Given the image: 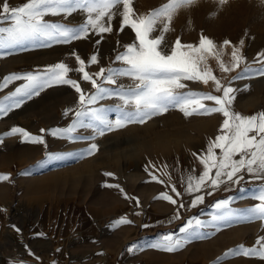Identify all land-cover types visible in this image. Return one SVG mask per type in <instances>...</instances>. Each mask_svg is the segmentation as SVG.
<instances>
[{
  "label": "rangeland",
  "instance_id": "374dc122",
  "mask_svg": "<svg viewBox=\"0 0 264 264\" xmlns=\"http://www.w3.org/2000/svg\"><path fill=\"white\" fill-rule=\"evenodd\" d=\"M25 2L27 0H9L12 6ZM167 2L133 0V16L148 15ZM83 18L79 13L68 18L62 15L45 17L49 22L72 25L81 23ZM120 23L119 17L114 18L113 32L102 34L99 44L96 41L101 40V36L90 34L88 39L73 41L69 45L24 46L8 50V55L0 56V82L8 75L34 72L57 62L67 63L75 69L78 64L73 51L85 59L90 74L98 72L100 67L120 66L114 63L115 55L123 50V45L134 42L130 28L119 31ZM161 28L162 25L158 24L153 35H160ZM201 34L214 41L226 67L231 68L233 47L239 48L245 58L239 68L229 72L220 69L214 56L206 60L221 83L235 89L230 94L234 97L232 110L243 115L264 111V76L249 74L233 80L243 68L261 66L257 54L264 53V0H224L223 3L221 0H192L173 14L169 31L163 33V47L169 50L178 38L182 44L198 45ZM225 40L231 44L224 46ZM240 41L244 42L243 45ZM94 53H98L99 63L87 65ZM69 77L77 80L86 93L94 91L89 82L82 80L81 74L72 71ZM23 83L22 80L14 81L0 90V99ZM121 83L127 86L131 81L122 78L118 81ZM185 83L188 88L182 91L222 95V91H215L212 81L208 84L199 81ZM117 102L110 98L100 101L97 106ZM77 103L78 94L74 89L53 86L27 100L20 108L0 116V136L12 127H22L34 135H43L46 141L45 145L21 142L22 138L17 134L5 136L0 143V175L10 176L9 180L0 181V209L5 210L0 211V264H17L19 261L26 264H53L54 261L56 264H71V260L74 264L81 261L124 264L128 258L136 263L146 262L150 259L148 251L138 249L141 253L133 257L134 251L129 252L127 248L142 241H157L167 233L182 235L179 228L192 217L209 221L216 211L214 204L221 199L236 197L230 205L233 209H246L258 202L253 197L259 188L264 187V179L246 172L242 173L244 180L239 184H222L215 190L205 187L192 195L184 192L188 175H199L202 171L197 156L203 154L209 141L219 134L223 121L221 114L185 117L179 110L170 109L143 124H129L88 141L73 142L54 138L47 131L41 133V129L66 127L74 112L65 117L64 111L75 109ZM205 103L215 106L210 101ZM76 135L90 136L93 133L78 130ZM91 143H96L98 150L92 155H84L83 150ZM216 151L219 154V150ZM50 155L62 158L48 159ZM153 176L157 179L153 180ZM108 185H119V188ZM173 185L181 193L180 197L172 192ZM209 191L213 194L208 195ZM163 193L171 195L177 204L160 198ZM195 195H204L205 199L196 207H190ZM180 203L185 205L179 208L180 218L172 219ZM92 210L105 212L97 220L102 221V228L99 227L94 236L84 238L81 223L91 217ZM121 218L130 223L117 226L115 222ZM55 220H59L58 224L64 228L59 227L53 234L48 231V226ZM150 223L163 226L146 229L144 225ZM262 236L264 220L249 221L237 216L205 224L190 241L171 252L172 263L214 264L229 249L240 245L258 247L256 241ZM26 246L34 256L27 254ZM222 264H264V259L241 254L227 257Z\"/></svg>",
  "mask_w": 264,
  "mask_h": 264
},
{
  "label": "snow or ice",
  "instance_id": "6c2138e0",
  "mask_svg": "<svg viewBox=\"0 0 264 264\" xmlns=\"http://www.w3.org/2000/svg\"><path fill=\"white\" fill-rule=\"evenodd\" d=\"M191 2L192 0H168L148 15L134 18L133 0H27L20 6H12L9 0H0V56L8 55V50L17 47L69 45L73 41L88 39L90 34L101 36V40L96 41L99 44L103 39L102 34L113 32L112 22L116 17L121 20L120 32L128 27L134 33V42L123 45V50L114 57V63L120 66L100 67L98 72L90 74L86 70L85 59L73 51L72 55L78 64L75 69L70 68L67 63L57 62L34 72L4 77L0 82V90L7 88L14 81L22 80L24 83L0 99V116L20 108L27 100L39 96L45 89L62 85L69 86L78 94L76 108L64 111L65 117L69 116L70 112H74V116L66 127L40 131L41 133L47 131L54 138L73 142L95 140L97 135L103 136L106 132L129 124H143L155 116L167 113L170 109L179 110L185 117L219 113L223 117L219 134L209 141L206 151L197 156L202 171L199 175H188L184 192L192 195L201 192L205 187L215 190L222 184H239L244 180L242 175L244 172L257 179H264V111L252 115L233 111L231 105L234 97L230 94L234 93L235 89L223 85L206 64L207 58L214 56L223 72L233 71L239 68L245 59L240 54V49L233 47L232 65L229 68L221 59L222 53L217 51L214 41L203 34L198 45L182 44L178 38L169 50L166 51L163 47V33L169 31L173 14ZM223 2L224 0H221V3ZM76 13L84 17L77 25L49 22L45 19L49 15H62L68 18ZM158 24L162 25L161 34L154 36ZM243 43L240 41L241 45ZM230 44L228 40L223 41L224 46ZM257 61L261 65L259 68L245 67L233 77V80L242 79L249 74L264 76V53L257 54ZM97 63L98 53H94L89 57L87 65ZM72 71L81 74L82 80L89 82L94 91L86 93L77 80L69 77ZM122 78H128L131 84L127 86L118 84ZM196 81L204 84L212 81L215 91H222V95L182 91L188 88L185 82ZM110 98L118 102L108 106H97L100 101ZM205 101L213 102L215 106H209ZM78 130H91L93 135H76ZM17 134L22 138L21 142L46 144L43 135H34L22 127H12L4 136H0V143L5 136ZM97 150L98 145L91 143L83 150V154L92 155ZM60 158L62 157L51 155L48 157ZM152 167L155 168V165ZM9 179V175H0V181ZM152 179L156 180L157 177L153 176ZM108 186L119 188V185ZM171 190L177 197L181 196L174 185ZM207 194L213 193L209 191ZM160 198L173 205L177 204V200L167 193L161 194ZM253 198L258 202L246 209L230 207L236 197L221 199L214 204L216 211L209 221L192 217L179 228L182 235L164 234L150 247L169 252L176 251L190 241L205 224L227 221L237 216L249 221L264 220V187L259 188ZM204 199V195H195L190 207H196L203 203ZM136 202L138 205V199ZM183 207L185 205L180 203L172 219L180 218L179 208ZM115 223L119 226L130 221L121 218ZM256 245L258 247L245 248L244 245H240L238 248L229 249L218 257L214 264H222L227 257L241 254L264 259V236L257 239ZM136 248L137 245L134 244L129 246L127 251L132 252ZM26 250L28 255L34 256L27 246ZM17 264L26 262L19 261Z\"/></svg>",
  "mask_w": 264,
  "mask_h": 264
},
{
  "label": "crops",
  "instance_id": "0c3cea01",
  "mask_svg": "<svg viewBox=\"0 0 264 264\" xmlns=\"http://www.w3.org/2000/svg\"><path fill=\"white\" fill-rule=\"evenodd\" d=\"M91 215H89L90 218L82 220L81 223V231H82V235L84 236V238L87 236H94L93 234H96L98 232V228H102V221H98L100 220V218L103 217V215H105V212H98V210H92L91 211ZM56 217L60 216L59 215H55ZM94 218V219H93ZM52 222V221H50ZM58 222H60L59 220H55L53 221V223H50V225L48 226V231L50 233L56 234L57 233V229L60 227V229L64 228V225H60L58 224ZM148 225V227H145L146 229H155L156 227H160L163 225H158L156 226V224H146ZM62 232V230H60ZM60 233V232H59ZM154 242H156V240L154 241H142L139 244H137V248L134 250L132 256L135 257L138 255V253H141L142 251H148L149 252V257L150 259H148L146 262H140V263H136L134 261H132V258H128L127 262H125L124 264H173L172 263V254L169 251H165V250H161L158 248H154V247H150L151 244H153ZM140 249V251L138 250ZM163 252V253H160ZM58 253V252H57ZM56 256L58 257V255L56 254ZM60 260V259H59ZM72 262H70L71 264H74V260H71ZM59 264H61V262H59ZM77 264H88L87 262H80Z\"/></svg>",
  "mask_w": 264,
  "mask_h": 264
}]
</instances>
